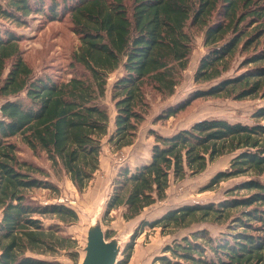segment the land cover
Here are the masks:
<instances>
[{
  "label": "trees",
  "instance_id": "trees-1",
  "mask_svg": "<svg viewBox=\"0 0 264 264\" xmlns=\"http://www.w3.org/2000/svg\"><path fill=\"white\" fill-rule=\"evenodd\" d=\"M36 13L52 20L68 15L79 40L70 65L82 71L55 77L27 64L14 27L26 26ZM0 18L5 20L0 23V264H62L57 256L76 243L59 223L45 224L49 217L72 223L78 215L65 204H42L32 197L33 189L56 186L47 169L19 156L14 138L84 190L99 167L104 137L114 149L134 141L147 112L145 88L173 94L196 29L202 30L205 52L193 81L204 86L159 118L199 97H264V0H0ZM118 68L110 84L115 112L109 130L104 98L108 76ZM251 118V123L202 118L169 135L151 130L149 158L119 166L101 219L111 218V211L133 219L166 197L171 178L198 173L215 158L232 154L228 168L205 186L245 176L225 198L181 204L141 225L164 230L203 220L224 224L215 236L201 228L164 245L154 260L158 264H264V104ZM137 230L116 264L128 262ZM104 235L108 239L112 231Z\"/></svg>",
  "mask_w": 264,
  "mask_h": 264
},
{
  "label": "rangeland",
  "instance_id": "rangeland-1",
  "mask_svg": "<svg viewBox=\"0 0 264 264\" xmlns=\"http://www.w3.org/2000/svg\"><path fill=\"white\" fill-rule=\"evenodd\" d=\"M27 20L26 26L14 27V29L22 36L20 46L23 49V56L34 72H48L55 77L59 75L67 77L72 72L83 70L78 64L73 67L70 65L71 54L79 45V40L72 30V24L67 14H61L57 19L52 20L36 13L29 16ZM2 22L5 23V20L0 18V23ZM191 32L193 48L173 94L162 96L148 87L145 88V98L148 102L147 112L138 125L134 141L120 149H114L104 137L99 154V167L84 190L78 191L63 171L53 170L43 154L34 156L17 138L13 139L18 145L19 156L47 169L49 179L56 186L55 190L33 189L30 191L32 197L42 204L62 203L77 212L78 218L72 223L59 222L56 217L44 219L47 225L59 223L63 231L76 240L75 247L68 251H62L61 255L57 256L62 264L81 263L85 253L87 230L92 217L96 218V223L101 226L103 232L111 230L112 236L110 238L118 241L117 261L123 256L122 250L129 240L130 234L136 227L138 228L131 255L126 264H158L154 261L155 258L163 254V246L170 244L173 240L180 239L182 236L189 235L190 232L201 228H206L213 236L224 229L223 223H216L211 220L194 222L179 228L169 227L164 230H161L159 226L151 227L148 224L141 225V223L150 222L167 209L181 204L216 203L225 198L227 196L226 191L234 184L246 179L245 176L221 179L210 188H205V186L216 172L228 168L232 154H224L215 158L207 164L204 170L198 173H188L177 180L171 178L166 190V197L144 208L140 215L133 219L124 220L119 211H111V218L106 221L101 219L103 204L111 189L112 177L119 166L128 164L133 167L149 158L150 147L153 142L151 130L162 135H169L178 129L188 127L196 120L209 117L224 118L231 122L251 123L252 113L264 104V97L244 99L224 96L199 97L190 101L189 105L175 114L167 118H159L163 110L185 100L195 88L204 86L197 85L193 81V73L198 60L205 52L202 42L203 33L202 30L198 29L191 30ZM238 59L239 56H236L232 60L231 68L226 74L233 71ZM120 72L121 68H118L107 79L104 102L108 107L111 124L115 110L109 96L110 84ZM69 251L75 255L68 254Z\"/></svg>",
  "mask_w": 264,
  "mask_h": 264
},
{
  "label": "water",
  "instance_id": "water-1",
  "mask_svg": "<svg viewBox=\"0 0 264 264\" xmlns=\"http://www.w3.org/2000/svg\"><path fill=\"white\" fill-rule=\"evenodd\" d=\"M84 256L80 264H115L119 252L118 241L106 238L99 224L88 227Z\"/></svg>",
  "mask_w": 264,
  "mask_h": 264
},
{
  "label": "bare ground",
  "instance_id": "bare-ground-1",
  "mask_svg": "<svg viewBox=\"0 0 264 264\" xmlns=\"http://www.w3.org/2000/svg\"><path fill=\"white\" fill-rule=\"evenodd\" d=\"M90 221H91V223H90V226H91V225L95 224L96 218L95 217H92Z\"/></svg>",
  "mask_w": 264,
  "mask_h": 264
},
{
  "label": "crops",
  "instance_id": "crops-1",
  "mask_svg": "<svg viewBox=\"0 0 264 264\" xmlns=\"http://www.w3.org/2000/svg\"><path fill=\"white\" fill-rule=\"evenodd\" d=\"M110 125H111V126H110ZM109 126H110V127H109V130H111V129L113 128V123H112V124L110 123V119H109Z\"/></svg>",
  "mask_w": 264,
  "mask_h": 264
}]
</instances>
